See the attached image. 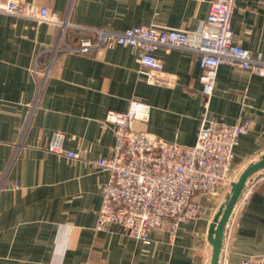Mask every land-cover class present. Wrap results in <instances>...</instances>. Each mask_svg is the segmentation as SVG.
<instances>
[{
  "label": "crops",
  "instance_id": "0c3cea01",
  "mask_svg": "<svg viewBox=\"0 0 264 264\" xmlns=\"http://www.w3.org/2000/svg\"><path fill=\"white\" fill-rule=\"evenodd\" d=\"M69 18L67 42L93 30H125L155 22L196 29L212 0H26ZM71 13L69 15V10ZM69 16V17H68ZM235 41L264 57V0H236ZM61 28L0 12V264H211L209 225L226 191L200 193L203 212L183 222L174 240L169 226L151 232L145 244L126 234L96 230L103 185L109 173L95 165L111 155L109 110L126 111L134 99L151 107L147 121L134 127L172 142L193 145L205 114L227 123L245 118L251 130L240 137L233 168L239 176L264 154V75L221 65L205 105L199 54L160 48L174 87L149 83L132 47L115 45L87 53L57 55ZM44 77L32 72L35 58ZM55 132L78 158L47 150ZM250 198L239 201L226 227L220 262L239 264L264 254V169L251 177Z\"/></svg>",
  "mask_w": 264,
  "mask_h": 264
},
{
  "label": "built area",
  "instance_id": "2783aa9c",
  "mask_svg": "<svg viewBox=\"0 0 264 264\" xmlns=\"http://www.w3.org/2000/svg\"><path fill=\"white\" fill-rule=\"evenodd\" d=\"M235 3L236 0H212L207 17L196 29L171 28L155 22L120 31L98 28L93 30L95 39L82 35L74 44L66 39L72 26L69 18H60L47 6L26 0H0V12L58 25L61 33L51 49V61L57 55L68 53H87L115 45L132 47L138 55L140 72L149 83L157 85L174 87L177 84V76L165 70L157 54L160 48L196 52L203 70L202 93L208 107L221 65L239 66L264 75V57L255 56L235 41L232 28ZM38 59L39 56L34 60L32 72L44 77L39 89L41 94L51 71V61L42 70ZM150 113V105L136 99L126 111L109 110L104 123L113 128L115 144L111 155L95 161L98 168L109 173L102 189L96 230L126 234L145 244L151 243V232L164 225L169 226L170 238L174 240L183 222L198 218L203 212L197 201L198 194L230 192L232 183L239 177L233 168L235 147L240 137L253 127L250 118L227 123L205 114L196 142L184 145L134 127L136 121H147ZM64 140L63 133L55 132L45 147L78 158L79 152L64 149ZM253 188L250 178L241 202L250 198ZM220 264L230 263L224 260ZM239 264H264V254L242 258Z\"/></svg>",
  "mask_w": 264,
  "mask_h": 264
},
{
  "label": "water",
  "instance_id": "95a60500",
  "mask_svg": "<svg viewBox=\"0 0 264 264\" xmlns=\"http://www.w3.org/2000/svg\"><path fill=\"white\" fill-rule=\"evenodd\" d=\"M264 169V154L257 161L250 162L232 185L230 192L219 206L209 225L207 238L212 246L211 264H220L222 250L225 244L226 227L240 201L248 180Z\"/></svg>",
  "mask_w": 264,
  "mask_h": 264
}]
</instances>
